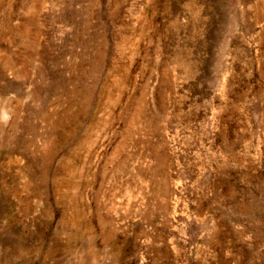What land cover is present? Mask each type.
Masks as SVG:
<instances>
[{
  "label": "rangeland",
  "instance_id": "374dc122",
  "mask_svg": "<svg viewBox=\"0 0 264 264\" xmlns=\"http://www.w3.org/2000/svg\"><path fill=\"white\" fill-rule=\"evenodd\" d=\"M0 264H264V0H0Z\"/></svg>",
  "mask_w": 264,
  "mask_h": 264
}]
</instances>
